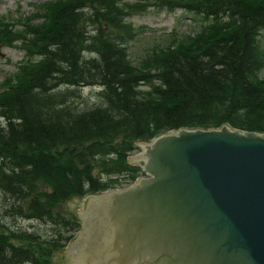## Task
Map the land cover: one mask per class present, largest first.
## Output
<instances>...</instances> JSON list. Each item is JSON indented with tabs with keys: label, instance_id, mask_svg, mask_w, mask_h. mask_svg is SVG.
<instances>
[{
	"label": "trees",
	"instance_id": "1",
	"mask_svg": "<svg viewBox=\"0 0 264 264\" xmlns=\"http://www.w3.org/2000/svg\"><path fill=\"white\" fill-rule=\"evenodd\" d=\"M148 1L53 0L24 29L2 20L0 42L20 39L26 56L0 92V264H50L80 226L56 206L133 181L135 141L225 123L264 132V0H155L212 22L134 61L125 18ZM19 216L52 232L11 229L5 220Z\"/></svg>",
	"mask_w": 264,
	"mask_h": 264
},
{
	"label": "water",
	"instance_id": "2",
	"mask_svg": "<svg viewBox=\"0 0 264 264\" xmlns=\"http://www.w3.org/2000/svg\"><path fill=\"white\" fill-rule=\"evenodd\" d=\"M143 148L147 177L85 199L72 264H264V132L180 128Z\"/></svg>",
	"mask_w": 264,
	"mask_h": 264
},
{
	"label": "rangeland",
	"instance_id": "3",
	"mask_svg": "<svg viewBox=\"0 0 264 264\" xmlns=\"http://www.w3.org/2000/svg\"><path fill=\"white\" fill-rule=\"evenodd\" d=\"M44 1L46 0H0V18L8 16L9 20L20 28L22 25L16 24V19L30 15L34 10L33 3ZM130 20L138 32L137 36L129 43L130 54L135 61L139 60L147 51L152 50L160 42H167L175 31L179 34L194 35L200 29L202 23L200 17L191 11L181 8L168 10L158 6H149L145 11L132 15ZM260 42L264 47V30L261 32ZM19 44L20 42H17L10 46L0 42V88L3 79L18 69L19 62L25 56V50ZM261 74L264 75V69ZM97 90L98 88L94 86H87L84 89L86 93L93 95ZM138 149L139 147L134 152ZM133 163L135 164L136 161ZM8 220L11 222V218H8ZM13 226L17 230L29 229L44 235L52 232L49 224L38 220L29 221L19 218ZM59 257L56 255L52 264H57Z\"/></svg>",
	"mask_w": 264,
	"mask_h": 264
}]
</instances>
